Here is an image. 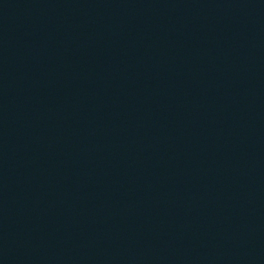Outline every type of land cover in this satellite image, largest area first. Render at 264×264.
<instances>
[{"label": "water", "instance_id": "water-1", "mask_svg": "<svg viewBox=\"0 0 264 264\" xmlns=\"http://www.w3.org/2000/svg\"><path fill=\"white\" fill-rule=\"evenodd\" d=\"M0 264H264V0H0Z\"/></svg>", "mask_w": 264, "mask_h": 264}]
</instances>
